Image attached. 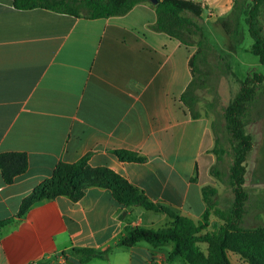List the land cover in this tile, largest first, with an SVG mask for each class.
Instances as JSON below:
<instances>
[{
	"label": "crops",
	"instance_id": "obj_1",
	"mask_svg": "<svg viewBox=\"0 0 264 264\" xmlns=\"http://www.w3.org/2000/svg\"><path fill=\"white\" fill-rule=\"evenodd\" d=\"M202 1V18L209 10L213 22L232 2ZM153 4L88 18L0 0V152L28 156L27 169L11 183L0 173V219L14 216L0 229V264H167L169 243L118 242L126 225L156 228L170 224L169 215L123 206L105 187L89 186L78 200H43L15 216L23 197L61 161L86 155L90 165L113 169L151 201L194 219L205 209L202 184L218 187L219 205L232 199L219 197V182L209 173L215 161L209 116L191 117L180 99L192 78L194 49L152 28ZM259 130L253 167L264 172V126ZM113 149L145 160L122 161ZM195 165L197 179L191 180ZM257 179L264 184V177ZM260 190L245 203L246 226L264 225ZM77 247L109 251L106 258L80 262L71 252ZM169 264L186 263L176 258Z\"/></svg>",
	"mask_w": 264,
	"mask_h": 264
},
{
	"label": "trees",
	"instance_id": "obj_2",
	"mask_svg": "<svg viewBox=\"0 0 264 264\" xmlns=\"http://www.w3.org/2000/svg\"><path fill=\"white\" fill-rule=\"evenodd\" d=\"M16 8L44 7L58 12L83 15L88 18L121 15L135 4L149 0H11ZM155 21L152 28L176 38L186 46H196L191 54L189 64L192 78L180 95L183 104L188 108L191 117L201 115L197 108L199 96L196 88L200 85V68L197 61H204L214 48L206 34L204 25L198 22L204 5L198 0H157L153 4ZM264 0H232L230 8L216 17L215 22L223 29L231 49L243 41L244 28L252 42L249 51L264 64V22L261 12ZM230 66L227 65V68ZM234 74L233 72H231ZM264 79V74L255 72L241 81L239 91L223 108L224 128L229 134L232 148V160L227 171L218 167L225 152L219 145V136L211 122L213 153L215 161L209 167V173L217 182H228L233 197L219 205L218 187L211 183L200 187L205 209L194 219L179 213L163 204L156 203L138 187L113 169L97 165L92 166L83 156L73 162H58L50 177L38 183L21 200L15 216H23L37 202L55 198L59 195L78 200L89 186L105 187L110 190L116 202L123 206L139 205L146 209L162 211L171 218L170 224L159 227H143L128 224L118 244L131 246L144 241L154 247L167 243L171 247L166 256V263L178 258L186 264H235L230 254L240 259L237 264H264V225L246 226L243 214L248 192L244 188L245 160L252 147V136L245 130L244 117L256 96V83ZM122 161H143L145 156L127 149L112 151ZM28 167V156L25 151L0 152V173L5 183ZM197 179L195 165L191 180ZM14 216L0 219V229ZM204 244V248L201 246ZM109 248L98 250L92 247H77L71 250L80 262L92 258H106ZM28 264H50L39 261Z\"/></svg>",
	"mask_w": 264,
	"mask_h": 264
},
{
	"label": "rangeland",
	"instance_id": "obj_3",
	"mask_svg": "<svg viewBox=\"0 0 264 264\" xmlns=\"http://www.w3.org/2000/svg\"><path fill=\"white\" fill-rule=\"evenodd\" d=\"M210 15L211 13L208 10L205 18L201 16L198 19V22L205 26L208 39L214 48L208 53L204 61H197L200 68L199 78L201 81L200 85L196 88V93L199 96L197 108L200 112H205L212 123L214 122L213 124L219 136V145L225 150L218 167L227 171L232 160V148L229 134L224 128L223 108L236 92L239 91L241 81L246 76L251 77L255 72L264 74V64L260 63L257 56L249 51L252 40L245 28L243 31V41L237 48L231 49L227 35L215 20L214 22L210 20ZM261 18L264 22V10L261 12ZM192 47L194 50L196 49L195 45ZM227 65L230 67L227 68ZM258 116L262 117V119L264 116V79L256 83L255 99L250 104L244 117L245 130L251 134L252 144L259 141V129L264 126V120L259 121L255 119ZM258 144L256 143V145ZM256 148L257 146L248 151L245 160L244 188L248 192V198L245 202L247 207L251 203V199L256 195L257 189H263L260 191H262L261 194L264 193V188H262L264 184H256L257 178L264 177V172H255L253 167ZM262 195L264 196V194ZM232 196L233 192L228 182H219V197L227 199ZM163 226L166 225H158L156 228ZM201 246L204 248V244H201Z\"/></svg>",
	"mask_w": 264,
	"mask_h": 264
},
{
	"label": "water",
	"instance_id": "obj_4",
	"mask_svg": "<svg viewBox=\"0 0 264 264\" xmlns=\"http://www.w3.org/2000/svg\"><path fill=\"white\" fill-rule=\"evenodd\" d=\"M152 3H156L157 2V0H150Z\"/></svg>",
	"mask_w": 264,
	"mask_h": 264
}]
</instances>
